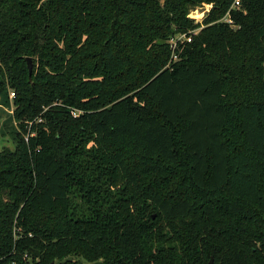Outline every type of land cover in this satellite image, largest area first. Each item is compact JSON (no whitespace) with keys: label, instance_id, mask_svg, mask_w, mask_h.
Returning <instances> with one entry per match:
<instances>
[{"label":"trees","instance_id":"16d2710c","mask_svg":"<svg viewBox=\"0 0 264 264\" xmlns=\"http://www.w3.org/2000/svg\"><path fill=\"white\" fill-rule=\"evenodd\" d=\"M233 3L0 0V264H264V0Z\"/></svg>","mask_w":264,"mask_h":264},{"label":"rangeland","instance_id":"374dc122","mask_svg":"<svg viewBox=\"0 0 264 264\" xmlns=\"http://www.w3.org/2000/svg\"><path fill=\"white\" fill-rule=\"evenodd\" d=\"M208 12L207 6L205 8H196L192 13V17L201 21ZM179 38L184 39V36L181 35ZM172 41L174 42L175 40ZM11 91L9 87H6L5 91L0 92V149L3 147L14 148L12 130L15 125L12 118L14 106L9 95Z\"/></svg>","mask_w":264,"mask_h":264},{"label":"water","instance_id":"95a60500","mask_svg":"<svg viewBox=\"0 0 264 264\" xmlns=\"http://www.w3.org/2000/svg\"><path fill=\"white\" fill-rule=\"evenodd\" d=\"M26 62H27V67H28V76H29V79H30L31 78V73H32V61H31V58L27 57L26 58ZM72 260H73V257L72 256H68V257L64 258L62 261L63 262H67V261H72ZM210 263H212V259H211ZM85 264H103V262L101 260H97V261H92V262L85 263Z\"/></svg>","mask_w":264,"mask_h":264},{"label":"built area","instance_id":"2783aa9c","mask_svg":"<svg viewBox=\"0 0 264 264\" xmlns=\"http://www.w3.org/2000/svg\"><path fill=\"white\" fill-rule=\"evenodd\" d=\"M239 1H240V0H234V3H233L232 6H237V5H239ZM224 20L230 21V19L227 18V17H225ZM183 36H184V35H183ZM9 95H10V97L12 98V97L14 96V92L11 91Z\"/></svg>","mask_w":264,"mask_h":264}]
</instances>
